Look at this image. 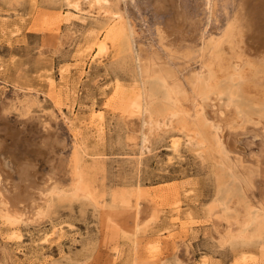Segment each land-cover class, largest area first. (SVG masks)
Returning <instances> with one entry per match:
<instances>
[{
	"label": "rangeland",
	"instance_id": "1",
	"mask_svg": "<svg viewBox=\"0 0 264 264\" xmlns=\"http://www.w3.org/2000/svg\"><path fill=\"white\" fill-rule=\"evenodd\" d=\"M178 1L187 16H197L200 28L208 32L216 31L224 11L231 8L227 0H211L206 6L205 0ZM260 3L248 4L257 23H261ZM73 12L65 0H0V168L10 182L16 181L23 162L34 166L36 177L48 173L53 162L69 153L74 135L83 131L74 126V119L93 106L101 115L100 132L81 134H86V146L99 159L82 168L85 187L105 203L120 193L133 198L138 191L143 206L153 197L158 210L154 220L134 235L127 233L129 237L109 234L98 207L86 200L55 199L39 222L18 228L0 217V264H264V239L254 236L236 248L219 244L217 228L224 222H216L209 205L223 210L221 193L233 181L231 169L216 162L217 154L191 144L188 134L193 131L181 129L175 119L163 126L165 118L154 105L148 107L145 147L139 116L131 122L122 119L140 92L135 53L156 47L155 28L168 16L154 8L153 0H128L122 18L135 34L132 41L124 35L131 42V53L124 54L119 42L106 40L102 51L93 44L103 38L110 23L102 9L80 13V18ZM259 27L263 35V26ZM198 34L187 49L194 59ZM247 42L250 52L252 47L258 50L256 37ZM158 54L180 75H188L197 65L194 59L185 64ZM221 101L222 106H205V115L217 116L212 110L224 107V96ZM235 111L228 106L224 113L230 116ZM252 119L260 123L246 122L249 126L233 144L246 161L256 163L263 159L262 137L252 127H264V116L254 114ZM55 176L65 183L62 171ZM253 183L248 191L259 199L258 182ZM226 202L231 205L230 199ZM55 229L57 235L51 237ZM156 235L162 238L157 250L152 248Z\"/></svg>",
	"mask_w": 264,
	"mask_h": 264
},
{
	"label": "bare ground",
	"instance_id": "2",
	"mask_svg": "<svg viewBox=\"0 0 264 264\" xmlns=\"http://www.w3.org/2000/svg\"><path fill=\"white\" fill-rule=\"evenodd\" d=\"M210 1L205 0L204 5ZM227 1L231 4L230 10L224 11V18L216 25V31L208 32L200 28L197 16H187L178 0H153L154 8L165 13L168 19L155 28L156 47L150 46L146 53H135L140 92L127 106L122 119L131 122L133 117L139 116L141 147H145L146 127L150 124L148 107L154 105L155 111L165 118L163 126L175 119L181 129L193 131L192 135L188 134L191 144L206 146L217 154L215 160L220 167L231 169L233 182L221 193L224 199L223 210L219 211L211 203L209 214H216L219 220L216 222H224L221 228H217L219 244H229L236 248L248 244L254 236L264 239V127H252L262 137V160H257L256 163L246 161L233 144L237 140L236 135L249 126L245 125L246 122L260 123L250 122L254 114L264 116V0H260L262 3L258 15L261 23H257L249 9L250 0ZM65 2L74 10L76 18L81 17L80 13L95 9H102L103 15L107 16L110 23L105 27L103 38H96L93 42L97 51L106 49V40H109L112 43L119 42L124 54L131 53V42L124 35H128L132 41L135 30L122 18L128 0ZM259 25L263 26V35L258 33ZM197 31L200 41L197 59H194L187 49ZM254 37L259 42V48L257 50L252 47L253 52H250L247 40ZM158 52H163L165 58H180L185 64L194 59L192 62H197V65L188 75H180L179 71L173 70L160 58ZM171 62L175 64L174 61ZM223 96L226 99L224 107L212 110L218 115L207 117L205 106H222ZM25 105L26 103L24 107ZM228 106H233L236 110L233 115H225L224 111L228 110ZM253 108L256 110L253 111ZM100 121L101 115L96 113L93 106L84 115L76 117L74 126L83 131L74 135L69 153L60 156L57 162L51 164L49 172L41 177H36L34 166L27 162L18 166L14 182H10L0 168V217L5 222L15 228L21 224L37 223L44 214L45 207H50L55 199L71 198L86 200L98 207L101 224L111 235L122 233L123 237H129L127 233L134 235L139 227L154 220L158 208L153 206V197L148 200L151 204L147 207L141 204V194L138 191L133 198L128 193H120L113 195L105 203L103 200H95L85 187L82 168L87 161H98L99 157L89 151L84 138L87 130L100 132ZM157 122L159 125V121ZM201 127L202 130L196 129ZM176 131L182 132L179 129ZM81 133L86 134L82 136ZM177 144L178 138L174 137L172 145L176 147ZM58 171L66 176L63 178L65 183L59 182L55 176ZM254 181L258 182L259 199H255L251 191H248L255 185ZM229 199L231 205L226 202ZM57 232L55 229L50 236L55 237ZM152 244V248L157 250L162 244L161 236L156 235ZM158 263L146 261V264Z\"/></svg>",
	"mask_w": 264,
	"mask_h": 264
}]
</instances>
